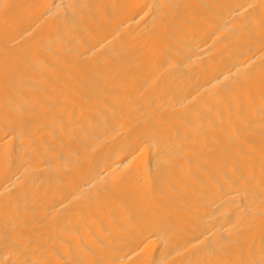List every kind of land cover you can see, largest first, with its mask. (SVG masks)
<instances>
[{
  "label": "bare ground",
  "instance_id": "1",
  "mask_svg": "<svg viewBox=\"0 0 264 264\" xmlns=\"http://www.w3.org/2000/svg\"><path fill=\"white\" fill-rule=\"evenodd\" d=\"M0 264H264V0H0Z\"/></svg>",
  "mask_w": 264,
  "mask_h": 264
}]
</instances>
